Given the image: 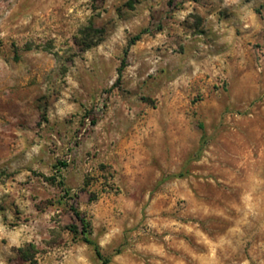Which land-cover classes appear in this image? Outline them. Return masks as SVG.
<instances>
[{"label":"rangeland","instance_id":"374dc122","mask_svg":"<svg viewBox=\"0 0 264 264\" xmlns=\"http://www.w3.org/2000/svg\"><path fill=\"white\" fill-rule=\"evenodd\" d=\"M73 207L107 264H264V0H0V264H102Z\"/></svg>","mask_w":264,"mask_h":264},{"label":"trees","instance_id":"16d2710c","mask_svg":"<svg viewBox=\"0 0 264 264\" xmlns=\"http://www.w3.org/2000/svg\"><path fill=\"white\" fill-rule=\"evenodd\" d=\"M139 38V34L135 35L132 40L130 41V43H133L134 40ZM126 52V50L124 51V53ZM124 65V59H122L121 61V65L118 68V72H121V69ZM63 165V163H62ZM73 214L75 215V217L78 219L79 224H80V228L73 226V228L71 229V231H73L74 233H77L81 236L82 240L91 244L93 246L94 252L97 255L98 258L101 259L102 264H107V262L109 261V258L107 256H103L99 250L98 244L95 243L93 240H91L88 237V232H89V228H90V223L88 220H85L80 211L77 210L75 207L72 208ZM79 229V230H78Z\"/></svg>","mask_w":264,"mask_h":264}]
</instances>
